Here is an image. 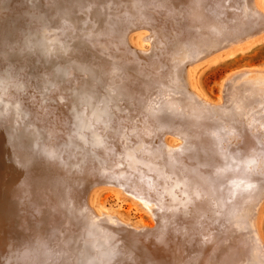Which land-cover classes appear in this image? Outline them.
<instances>
[{
    "label": "bare ground",
    "instance_id": "obj_1",
    "mask_svg": "<svg viewBox=\"0 0 264 264\" xmlns=\"http://www.w3.org/2000/svg\"><path fill=\"white\" fill-rule=\"evenodd\" d=\"M9 1L0 0V12L2 7L7 10ZM56 1L47 0L51 14L43 11L45 19L52 18L49 23L54 28L47 30L50 35L35 37L36 49L26 39L21 40L26 42L25 51L16 56L23 59L33 50L45 51L50 43L55 51L70 49V53L64 52L70 58L57 55L58 62H48L45 68L47 74L51 73L46 74L49 80L36 83L33 94L25 92L34 86L27 65H22L24 61L20 70L12 62L8 63L9 68L0 65V120L6 121V125L0 123V264H25V257H36L37 253V264L44 256L53 259L43 253H55L45 241L38 240L44 243L40 252L24 242L32 228L38 237H47L46 233L52 230H39L45 220L50 229L60 227L62 223L57 224L56 216L73 230L82 231L79 241L87 239L77 247V242L68 243L71 250L80 249L78 255L72 251L71 264H264L263 257L261 262L255 255L260 252L256 245L264 244L259 243L263 239L256 224L264 198V155H260L264 147L257 149L255 145L257 138L264 144V131L257 129L264 126V67L231 74L221 90V104L214 107L196 93L187 77L188 65L201 56L264 32V10L258 1L246 0L253 18L247 14L243 19L238 17L241 27L237 28L240 22L234 24L236 19L230 20L236 27L234 32L222 24V19V23L217 21L221 0L210 1L206 18L200 8L206 0ZM84 2L92 22L89 29L93 30L84 36L88 47L76 39L70 42L72 37L68 36L80 24L74 17L78 13L72 10ZM94 5H99L104 14L100 15ZM22 6L29 11L35 7L32 0H22ZM201 18L209 19V26L205 27H209L207 34L213 37H204L198 29ZM104 19L106 25L100 24ZM58 23L63 25L60 36ZM82 28L86 26L79 29ZM136 28L147 30L148 35L142 40L149 41L153 48L144 50L146 47L139 44L138 50L131 45L128 35ZM61 36H68L69 43L61 41ZM8 69L14 77L19 75V83H7ZM230 85L228 93L226 87ZM68 92L71 94L66 95ZM28 95L36 99L35 104L25 101ZM63 95L69 102L66 112L61 107ZM212 111L223 118L217 121ZM55 121L61 123L59 133ZM39 126L46 129V134ZM166 134L180 142L175 146L177 151L165 143ZM53 139L60 142L50 144ZM81 145L86 149L79 151ZM79 153L84 159L77 162V167L74 164ZM80 169H87L86 174ZM87 180L94 185H119L120 197L131 195L132 204L148 212L156 228L142 223L141 227L150 231L142 232L138 238L141 234L136 237L112 223H103L100 214L111 216L112 211L87 202ZM46 189L50 196L44 192ZM29 193L32 198H23ZM35 197L38 203L33 201ZM30 207L38 210L28 212ZM46 209L52 213L43 215ZM129 211L128 208L126 212ZM112 215L129 223L122 216ZM37 220L41 223L32 227ZM60 235L63 237V230ZM23 244L28 245L29 253L20 251ZM10 247L16 251L8 253Z\"/></svg>",
    "mask_w": 264,
    "mask_h": 264
},
{
    "label": "rangeland",
    "instance_id": "obj_2",
    "mask_svg": "<svg viewBox=\"0 0 264 264\" xmlns=\"http://www.w3.org/2000/svg\"><path fill=\"white\" fill-rule=\"evenodd\" d=\"M15 1H17L18 3L15 2ZM59 1H60V4H63L64 3L63 0H57L56 2L59 3ZM210 1L212 2V0H206V2L208 4L205 2L204 3L205 6L202 5V7L200 6V8H203L204 11L207 10V8L211 4ZM221 1H223V0H221ZM221 1H220V5H219L220 7L216 11V13H217L216 15H218V12H219L220 15L223 13V15H221V16L219 15L218 16V20H217V17H215V18L214 17L213 18L210 17V18L214 19V21L217 20L218 23H222V22H223L222 24H225L226 23V25L229 26V27L227 26V28L232 29V32H234V30H235L236 27H234L233 26V23H231V22H233L234 19H236V23L237 24L235 22H234V24L237 26L239 24V22H240V25H238L237 28L241 27V22H242L241 19H243V17H244L243 15H246V14L249 15V11L250 10L247 9V8H249L247 6L248 2L246 0H240V3L241 2L243 3V4H240L239 3V0H236V1L233 0V1L236 2V5H235V2L233 3L232 0H226V2H225V0L223 2H221ZM257 1H258V3L260 4V6L264 10V0H257ZM32 2H33V5L36 8L33 7L34 10L31 9L30 11H29V9L26 10V8L22 6V0L21 1H18V0H11V1H9L8 3L9 4L11 3V4L10 5L8 4L7 10L3 9V7H2V12H0V17H1L0 18L1 19L0 20V23H1L0 24L1 25L0 26V30H1L0 31V39L2 38L0 40V65H2V64L3 65H7L6 67L9 68L8 67V63L12 62V65H14V67H16V68L19 69L21 67V62L24 61L25 63L23 62L22 65H27V68H28L27 69V72H28L29 77H30L29 79L31 80L32 85L34 86L33 89L30 90V88H28V90H25V92H29L30 91L33 94L34 93L33 90H37V87H35L37 84L42 83L43 80L44 81L49 80L47 78V75L50 73V71L49 72L47 71L48 72V74H47L46 73L47 68H45V66L47 64H49L48 62H50L51 64L53 62L54 63L58 62L57 59H56L57 58L56 57L57 55H59L60 57H62L64 59L70 58L69 56L67 57L64 54V52L65 53H70V49H68L69 51L68 50H63V49H62L63 51L58 50V49H57V51H55L56 49L53 48L52 45L49 47V45H50V43H49V45L46 47L47 49L45 51H44L45 48L43 50L39 49L40 52L39 51L38 52L37 51L35 52L33 50L32 52H30V54H25L24 55L25 57H23V59L21 57H19V56H16L21 51H25L24 45H26V42L22 41L23 42L22 43L21 40H25L26 39V41H28V42L31 43L30 44V47L32 49H36V45L33 43L34 40H35V37H37V38H41V37L47 38L50 35L49 32L47 33V30L48 29L49 30H52V27H53L49 23V22L52 21V18H50L51 20L49 18L45 19L44 18V15H43V11L44 12H47L49 14H51V12L53 11V10L50 9V5L47 2V0H32ZM85 3L86 2H84L83 5H82V7H79V9L77 8L76 11L75 10L74 11L72 10V12L74 14L78 13V15L76 14L74 16V14L71 13L76 18V20L78 19L77 20L78 23L80 22V24H78L77 29H75L76 32L74 31V32H72L70 34L68 33L69 38L72 37L74 39L71 38V40H72L71 41L70 39H68V36L66 37V39L61 36V41H63V39H65V41L67 42V40H68V43H69V40H70V42H73L76 39V41H80L81 43L84 42L83 43V44H85L84 46L85 47L86 46L88 47V44H86V42H85L84 36L86 35V33L90 32V31H93V30L92 29H89V28H92V27H90V26H92L91 25L92 22L90 21L91 19L89 17H87L88 16V14H87V10L88 9L86 8V6H84ZM105 3H106V1H105ZM238 4L240 6L241 5L242 6L239 7ZM12 6H14V7L11 9L10 7H12ZM98 6L97 5L96 6L94 5V7H96V9L98 8ZM245 6H246V8H245ZM21 8H24V9L22 10ZM82 8H83V10H82ZM220 8L223 9V10H221ZM10 9H11V11H10ZM80 9H81V11H80ZM84 9H86V10H84ZM225 9H227V10H225ZM234 9L237 10V11L236 12L235 11L232 12ZM241 9H243L245 11H242ZM19 10H20V12H19ZM98 10H99L100 15H103L104 14L103 11L100 10L99 8H98ZM228 10L229 11L232 10V11L227 12ZM239 10H241V11H239ZM89 11H91V10H89ZM204 11H202L201 14L203 13L202 16H204L206 18L207 17L206 14L208 12H206V11L204 12ZM28 12H29V14H28ZM197 12L196 13L194 12V13L197 15ZM227 13H228V15H227ZM229 13L232 14V15L234 13V15H233L234 18H231L232 15H230ZM81 14L84 17H82ZM235 14H236V16H235ZM191 15H192V13H191ZM226 15H227V18H223V17H226ZM27 16L29 18H27ZM249 16L250 17H248V18H253V17H251V15H249ZM238 17L241 18V19H238ZM6 18L8 20L10 19V21L7 20V22H6ZM87 18H89V19H87ZM205 18H204V20H203V18H201V21H200L201 24L200 25H202V26L199 25L198 26L199 27L198 29L200 31L201 30L203 31V32L202 31L201 32H202V34L204 33V35H203L204 37L205 36L207 37V35L210 36L211 34L210 33H209L210 35L207 34V31L209 30V27L207 29V27H205V26H209V24H208L209 21H207L209 19L207 18V20H206ZM228 18H229V20H228ZM2 19L6 22V26H5V22ZM220 19H222V22H221ZM230 20H233V21L230 22ZM103 21L106 22V19L101 20V23L100 24L106 25L105 23H103ZM202 21L203 22L207 21V23L203 24ZM8 22H9V24H8ZM229 22H230V24H229ZM86 24H88V25H86ZM2 25H3V27H2ZM82 25L86 26V28L79 29V28L82 27ZM230 26H232V27H230ZM48 27H50V28H48ZM2 29H4V30H2ZM12 29L14 30L13 32H12ZM58 29H59V32L57 33V36H60V33H61L60 30H63V25H61V23L58 25ZM6 30H7V32H5ZM1 33H5V34L7 33L6 34V37L8 36V39L5 37V34H1ZM73 33H76V35L73 34ZM205 33H206V35H205ZM72 34L74 36H72ZM235 34L233 33V35H235ZM15 35H17V36L15 37ZM77 35H78V38H77ZM147 35H148V32H147L146 29L136 28V29L132 30L129 33L128 36H129V41H130V43H131V45L133 47H135L136 49L139 50V44H142V45H144L146 47V48H143V49L144 50H148L152 46L150 47L149 41H146L145 42L144 40H142V38L145 37V36H147ZM215 35H218V34L215 33ZM229 35H230V33L229 34H226V36H229ZM3 37L5 38L4 40H3ZM9 37H10V39H9ZM210 37H213V36L211 35ZM231 40L232 39H230V41ZM53 50H54V52H57L58 54L57 53H54ZM51 52H53V53H51ZM8 58H10V59L7 60ZM196 60L194 62H192L190 65H188V67H187V69H188V72H187L188 80H189L191 86L193 87V89L196 91V93H198L199 95H201L202 97H204L207 101H209L211 103V105H213L212 107L218 106L219 104H221V90L224 87L225 80L231 74L236 73V72H239V71H242L243 69L251 68V67H264V32L262 34H260V35L254 36V37H252V36L246 37L243 41H241V44L231 45V46H228L226 48L220 47L218 49H214V50L210 51L207 55H203V56H201L200 58H198ZM60 67H62V66H60ZM13 75H14V72H13ZM13 75L11 73V70L8 69L7 76L9 78V80H8L7 83H10V82L11 83H16V82L19 83V81H20L18 79L19 78V75H16L15 77ZM32 85H30V86H32ZM73 87L75 88L76 85H73ZM231 87H232L231 85L226 87V90H227L228 93H229V91H231ZM70 88L71 87L67 88V90L70 89ZM21 91L22 90H20V92ZM21 93H24V92L22 91ZM70 94H71L70 92L66 93V95H70ZM31 95H28L29 99L27 98V100H25L29 104L34 103V100H36ZM229 96H231V95H229ZM63 98H64V95H63L62 101H61L62 104H63V106L61 104V107H62V111L63 112H66V111H69L68 108H67V103H69V102L68 101H65V98L64 99ZM218 99L220 101H218ZM36 102L38 103V101H36ZM52 106H54V105H52ZM211 113H212L213 117L217 121H218V119L221 120V118H223V117L220 116V114L218 112L212 111ZM39 121H41V120H39ZM1 122H2L3 125H6V121H4V119H1L0 120V123ZM54 124L57 126L56 128H58L59 126H61V123H59L58 121L57 122L55 121ZM65 124L66 123H64V125ZM217 124H219V123L217 122ZM263 125H264V123H263ZM0 126L2 127L1 124H0ZM14 126H15V123L13 122L12 123V127H14ZM40 128L46 134V132H47V131H45L46 129L44 127H42V126ZM263 128H264V126L263 127H260V126L257 127L258 130L264 131ZM141 129H142V127H141ZM217 129H220V128L217 127ZM142 130L145 131V128H143ZM58 131H60L59 128L57 129V132ZM61 133H63V132H61ZM63 134H65V132ZM47 135L48 136H51L49 133H47ZM66 136L69 137L68 135H66ZM217 136H220V135L218 134ZM244 136H246V134ZM52 137L53 138H56L55 135H53V134H52ZM136 137L137 136L135 135L134 138H136ZM255 139H256V137H255ZM257 139L255 140L256 141L255 142L256 143L255 145L257 146V149L263 148L264 147V144L262 142H258ZM164 140H165V143L167 145L174 146L173 147L174 151H177L178 150L177 148H175V146H178L180 142L173 135L166 134L165 137H164ZM59 142H60L59 140L53 139V141H50L49 143L50 144H52V143L53 144H57ZM246 142H245V144H246ZM252 144H254V142ZM84 146L86 147V144ZM84 146L83 145L79 146L78 150L79 151H82V150L86 149ZM161 147L162 148L165 147L164 149H167L166 148V145H162ZM262 153L260 154L261 156L264 155V153L263 154ZM83 154L85 155L84 152H83ZM83 154L82 153H79L80 156H79V158L76 159V162H75L74 166H77V165L79 166L78 163H82V160L84 159V155ZM110 167H111L110 164H109V166H106V168H107L108 171H109ZM89 169L91 170V168H89ZM86 170L87 169H84V170L83 169H80V172H82L83 174H86ZM81 177H83V176H81ZM91 181L92 180L88 181L89 183L87 182V184H88L87 185L88 186L87 187L88 188V192H87L88 193L87 194L88 195L87 202L90 205L91 204H96L97 206L104 205L106 208L107 207H110V209L112 211V214L114 213L115 215L122 216L124 219L129 220V223L125 224V222L118 221V219L114 215H112V214H111L112 217L110 215H108V214H100L101 217L99 216V219L104 220V221L101 220L103 223H105L107 225H111V226L113 224V226L115 225L117 227V229L123 228L127 232L135 235L136 237L141 234L140 236H138V238H141V236H143L142 232L148 231L150 229L148 227L142 228L143 227L141 225L142 223H147V224L150 223V224H153V227L155 226L154 229L156 228L155 222L152 219L153 217L150 216V214L148 212H146L140 205H135V204L133 205L132 204L133 197L131 195L129 196V195L126 194L127 195L126 196L125 194H121L123 196V198H122V196L120 197V195L117 193V191L121 189V187L119 185L115 186V185H111L110 184L111 185L110 186L109 184H105V183L98 184V185H94L93 183H95V182H91ZM101 181H103V180H101ZM110 181H108V182H110ZM92 185H93V187H92ZM48 191L49 190L46 189L44 192L46 193L47 196H50V194H49L50 191L49 192ZM27 197L32 198L33 195L29 193V195H27V196L24 195L23 198H27ZM33 201H36L37 203L39 202V200L36 197H35V199H33ZM81 203H83V202H81ZM128 208L130 209V211L129 212H126ZM35 210H38V208L36 209L35 207H30L27 211L32 213V211H35ZM48 212L52 213V210L46 209L43 215H45V214L47 215ZM56 218H58L57 219V224L60 223V222L62 223V225L60 227L59 226L58 227L57 226H53L50 229L49 227H47V225L49 224V221L48 220H45L44 221V223H45L44 226L41 229H39V230H49V231L52 230L49 233L48 232L46 233V236H47L46 238L42 239V237H38L37 234H36L37 232L35 231L34 228H32L30 230L29 237L25 236L26 240H25L24 243H30L32 245L31 246V249L33 248L37 252H40L41 251L40 245L41 244H44L43 242H39L38 241L39 239H41L42 241H45L49 245V247L53 248V250L55 251V253L53 254L52 252H50V250H44L43 253L44 254L46 253V255L52 256L53 259H50L48 257L46 258L44 256L43 258H41V260H40L41 263H39V264H59L61 261H63L64 264H71L72 263V258L74 257V254H73L72 251H74L77 254L80 251V249H79V251L76 250V249L71 250L70 249V246L68 245V243L70 242L71 244H75L77 242V244H76V247H77V246L80 245V241L82 242V240H85L86 239V238L80 239V241H79L78 240V237H79L80 233H82V231L79 230V229L73 230L72 228H70V226H68L65 223V221H62L63 218H61L60 216H56ZM46 219H48V217ZM256 221H257L256 224H257L258 232H259L261 238L263 239L259 243H264V198L262 199V201L260 203V206L258 208V212H257V215H256ZM38 222H40V221L37 220L36 221V224L35 223H32L31 226L32 227L33 226H37ZM14 225L16 226L15 223H14ZM130 225H133V226L131 227ZM127 226L128 227L130 226L131 228L130 227L127 228ZM69 228L71 230H69ZM62 230H63V237H62V235H60V234H62ZM83 231H85V229H83ZM87 232H88V230H87ZM133 232H136V233H133ZM25 234H27V233L25 232ZM135 236H133V237L136 238ZM62 243H64L65 245L62 244ZM257 244H258V242H257ZM27 246H28L27 244L26 245L23 244V246L19 248L20 251H24L25 250L27 253H29L30 250H29V248H27ZM256 248L260 251L257 254L255 253L256 256L258 255L257 258H259L257 260L262 262V259H260V258L263 257V259H264V256H263L264 255V244H263V247L260 246V244H258V245H256ZM56 250H58V251H56ZM258 250H256V252H258ZM3 251L7 253V251H5V249H3ZM8 251H9L8 253H12V252H14L16 250L14 249V247H12V248L10 247V249ZM86 251H87V255H90V252H88V249ZM92 254H93V252H91V255ZM53 255L63 256V259L61 258L59 260L60 261L59 262L57 259H55L53 257ZM4 257H6V254L4 255ZM36 257L37 258L39 257V254L38 253H37ZM36 257L35 256L29 257V258L25 257L26 258L25 264H37ZM92 257L94 258V260H96V257L94 255H92ZM262 263H264V262H262ZM9 264H23V263L20 262V261H17V263L12 261Z\"/></svg>",
    "mask_w": 264,
    "mask_h": 264
}]
</instances>
